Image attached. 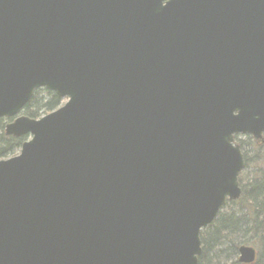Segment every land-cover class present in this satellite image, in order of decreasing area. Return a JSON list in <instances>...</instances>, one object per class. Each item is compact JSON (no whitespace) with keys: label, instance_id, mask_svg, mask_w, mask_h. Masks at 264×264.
Returning <instances> with one entry per match:
<instances>
[{"label":"water","instance_id":"obj_1","mask_svg":"<svg viewBox=\"0 0 264 264\" xmlns=\"http://www.w3.org/2000/svg\"><path fill=\"white\" fill-rule=\"evenodd\" d=\"M0 119V264H198L264 143V0H0Z\"/></svg>","mask_w":264,"mask_h":264},{"label":"trees","instance_id":"obj_2","mask_svg":"<svg viewBox=\"0 0 264 264\" xmlns=\"http://www.w3.org/2000/svg\"><path fill=\"white\" fill-rule=\"evenodd\" d=\"M43 91L49 99L41 104L42 99L38 100L39 90L36 91L23 108L24 116L38 119L42 114L58 109L61 99ZM235 141L245 161L238 177L241 196L235 202H228L216 219L201 232L198 264H240L238 249L241 246L255 249L257 258L253 264H264V143L257 145L248 136L245 140L238 136ZM23 142V138L6 137L1 130L0 159L7 158ZM224 255H230V258Z\"/></svg>","mask_w":264,"mask_h":264},{"label":"rangeland","instance_id":"obj_3","mask_svg":"<svg viewBox=\"0 0 264 264\" xmlns=\"http://www.w3.org/2000/svg\"><path fill=\"white\" fill-rule=\"evenodd\" d=\"M40 99H42L41 100V104H44L48 99H49V97L47 96V94L43 91V90H39V92H38V100H40ZM65 102H66V99H61V101H60V103H59V107H62L64 104H65ZM58 107V108H59ZM21 115H25L24 114V111H22V113H21ZM45 115H47V114H45ZM41 116H44V114H42ZM9 121L8 120H6V119H1V122H0V131L2 130H4V126H5V124H7ZM26 138H24V140H25ZM241 139L242 140H245V137H241ZM248 141V140H247ZM19 151H20V148L19 149H17V150H14L13 152H11V154L7 157V158H3L4 160L5 159H9V158H12V157H15V156H17L18 154H19ZM3 159H0V160H3ZM223 211V210H222ZM250 247V246H249ZM224 256H227L228 258H230V255H224ZM256 258H257V255H256ZM231 259H232V257H231ZM256 261V260H255Z\"/></svg>","mask_w":264,"mask_h":264}]
</instances>
